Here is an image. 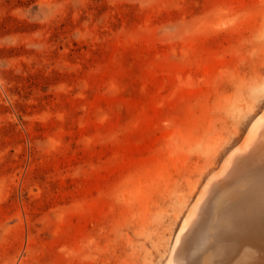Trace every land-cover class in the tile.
<instances>
[{
  "label": "rangeland",
  "instance_id": "1",
  "mask_svg": "<svg viewBox=\"0 0 264 264\" xmlns=\"http://www.w3.org/2000/svg\"><path fill=\"white\" fill-rule=\"evenodd\" d=\"M262 113L264 0H0V264H165Z\"/></svg>",
  "mask_w": 264,
  "mask_h": 264
},
{
  "label": "bare ground",
  "instance_id": "2",
  "mask_svg": "<svg viewBox=\"0 0 264 264\" xmlns=\"http://www.w3.org/2000/svg\"><path fill=\"white\" fill-rule=\"evenodd\" d=\"M255 119L199 190L165 264H264V113Z\"/></svg>",
  "mask_w": 264,
  "mask_h": 264
}]
</instances>
